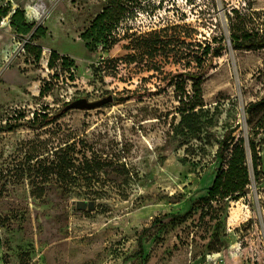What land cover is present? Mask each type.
<instances>
[{
  "label": "rangeland",
  "instance_id": "rangeland-1",
  "mask_svg": "<svg viewBox=\"0 0 264 264\" xmlns=\"http://www.w3.org/2000/svg\"><path fill=\"white\" fill-rule=\"evenodd\" d=\"M151 5L133 36L121 30L102 50L81 36L105 0H0L45 28L33 44L48 57L37 63L32 36L0 15V264H264V137L247 196L203 213L220 142L236 128L248 139L247 109L264 98V49L236 51L230 33L263 30L264 0ZM165 29L166 49L150 53L148 34ZM221 36L205 106L182 119L172 79L189 71L190 43ZM53 51L74 62L69 72L49 67ZM80 101L94 108L70 109Z\"/></svg>",
  "mask_w": 264,
  "mask_h": 264
},
{
  "label": "trees",
  "instance_id": "trees-1",
  "mask_svg": "<svg viewBox=\"0 0 264 264\" xmlns=\"http://www.w3.org/2000/svg\"><path fill=\"white\" fill-rule=\"evenodd\" d=\"M106 7L93 20L91 26L82 34V40L91 45H104L103 49H111L121 30H126L125 34L133 36L130 22H133L138 13H145L146 7L142 3H147L152 7L154 13L157 8L151 5L152 0H105ZM233 13H238L233 10ZM2 17H10V24L16 30V34L21 37L32 36V40L25 44V50L34 57L38 63L43 54L40 46L34 45L33 41L38 37H44L45 28L37 27L26 20L25 11L18 8L0 9ZM161 32H153L148 37H155L148 40L149 52L165 50L161 40ZM231 44L236 51H260L264 49V29L261 31H249L245 23L231 24ZM161 44V46L159 45ZM228 46L225 37H216L204 43L194 41L189 44L187 57V68L185 73H177L172 79L175 92L178 95L180 115L185 119L197 110H202L205 106L203 95V84L207 75L214 69V65L220 59ZM62 60V67L70 71L74 62L68 57L60 56L56 51L51 53L49 67L54 68L56 62ZM73 78V77H72ZM189 88V90H188ZM44 93V90L41 91ZM188 100V102L186 101ZM250 119L248 139L237 136V128L225 135L218 146L215 160L219 163L216 176L208 190V197L203 201L204 216L214 218L219 211L214 205H224L226 203H237L244 199L249 187L252 185L253 176L258 179L261 173L262 157L259 149L260 137H264V98L250 104L247 109ZM36 115V114H35ZM46 114H44L45 116ZM250 160L253 167V176L250 169ZM221 210V208H219Z\"/></svg>",
  "mask_w": 264,
  "mask_h": 264
},
{
  "label": "water",
  "instance_id": "water-1",
  "mask_svg": "<svg viewBox=\"0 0 264 264\" xmlns=\"http://www.w3.org/2000/svg\"><path fill=\"white\" fill-rule=\"evenodd\" d=\"M81 104H83V106ZM84 106H86V107H84ZM74 108L75 109L76 108L91 109L94 107H92L91 104H86L85 102L80 101V102L74 103L73 105L70 106V109H74ZM74 205H76L77 209L80 211L87 210V209H89V210L94 209V203H88L86 201L75 202Z\"/></svg>",
  "mask_w": 264,
  "mask_h": 264
},
{
  "label": "bare ground",
  "instance_id": "bare-ground-1",
  "mask_svg": "<svg viewBox=\"0 0 264 264\" xmlns=\"http://www.w3.org/2000/svg\"><path fill=\"white\" fill-rule=\"evenodd\" d=\"M45 53H46V52H44L43 57H42V64H43L44 66H46L47 63H48V57H47V55H46ZM36 95H37V94H36Z\"/></svg>",
  "mask_w": 264,
  "mask_h": 264
},
{
  "label": "built area",
  "instance_id": "built-area-1",
  "mask_svg": "<svg viewBox=\"0 0 264 264\" xmlns=\"http://www.w3.org/2000/svg\"><path fill=\"white\" fill-rule=\"evenodd\" d=\"M102 49V48H101Z\"/></svg>",
  "mask_w": 264,
  "mask_h": 264
}]
</instances>
